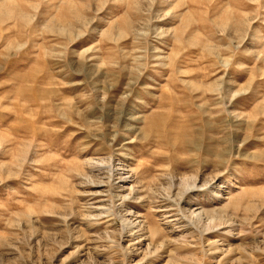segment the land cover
<instances>
[{
  "label": "rangeland",
  "instance_id": "obj_1",
  "mask_svg": "<svg viewBox=\"0 0 264 264\" xmlns=\"http://www.w3.org/2000/svg\"><path fill=\"white\" fill-rule=\"evenodd\" d=\"M0 264H264V0H0Z\"/></svg>",
  "mask_w": 264,
  "mask_h": 264
},
{
  "label": "bare ground",
  "instance_id": "obj_2",
  "mask_svg": "<svg viewBox=\"0 0 264 264\" xmlns=\"http://www.w3.org/2000/svg\"><path fill=\"white\" fill-rule=\"evenodd\" d=\"M22 12V11H21ZM169 142V141H168ZM167 142V143H168ZM175 142V141H174ZM185 143H186V145L188 146L189 145V143H191V141L189 142V143H187V141L186 142H184V143H182L181 145H185ZM170 144V143H169ZM175 144V143H174ZM171 146H173V142L170 144ZM168 146V145H167ZM220 155V154H219ZM184 193L181 191L179 194H178V199H177V201L179 202L180 200H183V198H184ZM212 211L213 210H211V211H209V212H205V211H203L202 213L201 212H199V213H197V214H195L194 215V218H195V220L196 221H198L199 219H200V217H201V214H203V216H205V218H207V217H209L208 216V214H210L211 215V213H212ZM192 214L193 213H191V216H192ZM205 214V215H204ZM213 217V216H212ZM212 217H209V219H207L208 220V223H209V220L211 219L212 220ZM203 218V217H202ZM215 218V217H214ZM218 221V220H217ZM211 222V221H210ZM215 222V221H214ZM215 224V223H214ZM209 227H211V226H208L207 228L209 229ZM206 228V229H207ZM212 228V227H211ZM130 250V249H129ZM147 253V252H146ZM148 255V254H147Z\"/></svg>",
  "mask_w": 264,
  "mask_h": 264
}]
</instances>
